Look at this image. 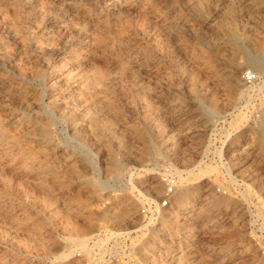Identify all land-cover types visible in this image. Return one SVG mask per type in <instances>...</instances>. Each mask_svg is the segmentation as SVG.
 I'll return each instance as SVG.
<instances>
[{"label":"rangeland","instance_id":"374dc122","mask_svg":"<svg viewBox=\"0 0 264 264\" xmlns=\"http://www.w3.org/2000/svg\"><path fill=\"white\" fill-rule=\"evenodd\" d=\"M263 49L264 0H0V264H264Z\"/></svg>","mask_w":264,"mask_h":264},{"label":"built area","instance_id":"2783aa9c","mask_svg":"<svg viewBox=\"0 0 264 264\" xmlns=\"http://www.w3.org/2000/svg\"><path fill=\"white\" fill-rule=\"evenodd\" d=\"M263 55H264V49H263ZM256 79L257 76L252 71H248L244 75V81L246 84H252L256 81ZM167 186L168 188L166 190L164 201L156 204L155 201L148 200L146 206L142 209L141 212L147 221L152 222L156 220L159 210L165 209L169 206L170 197L174 193L175 180L171 179L168 182Z\"/></svg>","mask_w":264,"mask_h":264},{"label":"bare ground","instance_id":"6f19581e","mask_svg":"<svg viewBox=\"0 0 264 264\" xmlns=\"http://www.w3.org/2000/svg\"><path fill=\"white\" fill-rule=\"evenodd\" d=\"M244 68V67H243ZM237 73V72H236ZM236 75V74H235ZM232 78V77H231ZM239 80V79H238ZM237 83H238V81H237ZM239 84V83H238ZM237 85V84H236Z\"/></svg>","mask_w":264,"mask_h":264}]
</instances>
